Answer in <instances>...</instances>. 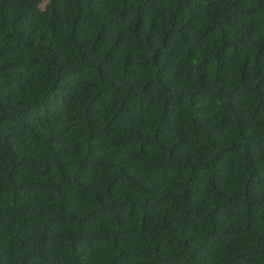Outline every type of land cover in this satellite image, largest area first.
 <instances>
[{
	"label": "trees",
	"instance_id": "1",
	"mask_svg": "<svg viewBox=\"0 0 264 264\" xmlns=\"http://www.w3.org/2000/svg\"><path fill=\"white\" fill-rule=\"evenodd\" d=\"M16 2L17 0H0V35H3V41H0V242L15 233V243L22 249L28 245L32 234L38 231L41 246L46 247L45 242L48 240L54 245L50 249L52 255L45 257L43 264H51L52 261L64 258L59 248L65 237L84 239L86 235L88 239L96 238L111 245L114 255L105 256L103 264H140V256L147 254L139 248L123 251L121 246L125 241L117 243L122 230L129 239L132 232L145 238L155 233L152 238L157 248L167 241L169 249H172L175 242L179 241L182 247L175 248V251L167 250L162 264H240L243 256H251L253 249L247 247L245 241L255 237L248 235L249 229L245 227V223L251 225L253 220L264 218V197H257L255 200L249 198L246 202V215L233 223L229 205H233V212L239 207L240 191L221 194L216 191L215 179L217 175H222L226 180H232L242 174L243 178L236 182V187L245 197L249 185L264 189V131L260 130L264 126V44L255 49L250 60L246 61L240 70L242 85L245 71L248 70L251 74L254 83L249 85V88L254 89V95L233 89V92H237L235 103L239 105L234 107L232 93L228 94L227 103L231 111L226 119L235 123V131L239 133L238 142L221 143L218 149L214 144L208 143L214 154L213 164L222 153L232 151L235 152L233 162L222 163L218 168L213 167V170L205 175L207 162L201 164L199 159H192V131L189 130V144L185 148L188 157L181 165L187 171L182 172L180 177L175 173L164 174L165 162L171 161L175 148L185 141V136L181 134L177 142L168 148L167 153H160L161 172L153 181L155 186L147 188L141 181L148 180L150 172L155 176L153 169L156 165H153L152 169L145 167L143 176L129 174L130 168L139 167L137 161L145 153L143 143L128 153L130 160L120 158L116 164L112 156L113 144L101 143L94 148L88 142L90 135L80 137L77 142L74 137L80 135L79 130L70 132L71 126L60 122L57 115L64 109L53 108L49 111V104L55 102L53 92L56 85L60 84L61 78L66 81L64 87L70 92L68 105L80 98L83 80L81 75L75 74L89 67V63L82 50L84 41L78 38L77 33L86 31L84 25L96 22L100 5L107 6L110 19L97 28L95 40L89 42L95 45H99L104 39L106 28L118 29L134 14L135 19L130 27L123 33H118L111 48L104 55L105 61L113 57L114 52L118 51L123 55L121 86L130 70H137L138 53L129 49L134 47L139 50L144 44L150 45L155 36L162 33L160 44L168 59L161 66L156 63L159 50L153 56L156 81H159L164 69L169 75L175 74L172 75V83L189 79L193 87L187 93H179L176 103L183 108L186 120L192 122V110L196 108V105L192 104V98L200 96L201 100H204V96H201L204 92L210 104L214 95L223 92L222 88H217L216 92L212 93L205 80L204 73L207 72L209 61L215 60L217 85L222 75L225 78L229 76L232 66L227 58L221 62L224 50L219 44L214 54L205 51L201 64L191 71L183 62L177 67L175 61L185 55L190 58L197 47L208 45L217 29L220 41H225V30L226 27L232 26V16L225 15L215 8L210 9L206 6V0H87L86 8H81L85 0H72L77 15L71 22V32L61 31L56 9L53 8L48 26L51 33L49 37L47 32L41 33L37 29L27 34L20 30L31 5L21 9L19 14L9 16ZM24 2L29 3V0ZM215 2L226 6L227 0ZM94 4L96 7H93ZM113 4L115 7H111ZM81 17H85L83 25L80 23ZM201 24L205 27L199 36L189 38L188 33ZM177 30L181 33L180 39L183 41L179 48L171 44ZM145 31L147 35L142 38L141 34ZM5 43L7 47L4 46ZM21 44L24 45L23 49ZM92 51H95V48ZM97 71L103 79V64L97 67ZM151 83L152 81H146L144 91L138 92L131 101L132 104L138 105L137 123H143L144 98ZM107 90V82L96 87L91 93L85 90L87 105H82L84 117L89 115L88 105ZM159 91L167 90L161 86ZM185 95L188 97L187 103L181 105ZM168 99L170 97L161 101L165 113L161 117L162 124L168 122ZM14 101H18L17 106L9 112L7 109L12 108ZM128 102L126 98L115 106L116 110L111 113L105 129L113 121L124 119L123 113L128 111ZM10 116L14 119L10 120ZM242 121L253 130L252 136L246 137L241 132ZM82 124L91 133V125L86 119L82 120ZM231 126V123L226 125L224 119H217L210 126V130L223 127L228 131ZM156 135H159L158 131ZM127 138L119 136L118 143L124 144ZM153 141L155 142V136ZM97 150L105 154L104 160L96 157ZM115 150L118 151V148ZM97 168L102 171L98 173ZM198 168L201 170L198 171ZM178 180L183 184L184 201L182 207L172 212L170 209L175 205L171 197L173 190L178 187ZM118 182L119 187L114 189ZM197 185H203L209 194L214 195V207L205 208L189 199L190 192L194 189L200 190ZM5 190L8 191L10 203H3ZM221 211L223 215L217 216ZM149 212L152 215L150 224ZM203 215L207 216L209 227L201 229L200 216ZM108 217H111L116 226L110 238L99 227H91L92 221L99 226ZM171 217L175 219L170 223ZM122 221H127L129 227L125 228ZM218 221H223L219 227ZM86 224L89 225L87 234ZM97 231L99 236L94 237L92 234ZM212 236H215V240L213 246L209 247L207 240ZM76 239L72 240L73 244ZM256 243L259 244L260 241L257 240ZM83 248L85 252L92 253L87 257L91 264H95L97 255H102L101 249H92L90 244L83 245ZM71 252L69 264H77L76 248L73 247ZM27 261L28 257L25 256L24 264H27ZM0 264H17L16 254L11 247L0 246Z\"/></svg>",
	"mask_w": 264,
	"mask_h": 264
},
{
	"label": "clouds",
	"instance_id": "2",
	"mask_svg": "<svg viewBox=\"0 0 264 264\" xmlns=\"http://www.w3.org/2000/svg\"><path fill=\"white\" fill-rule=\"evenodd\" d=\"M27 15L24 17V22L20 26V30L25 34L31 32L33 29H37L41 33L47 32L49 37L51 33L48 31L49 21L51 19V9H56V15L58 22L61 25V31L65 33L71 32V22L74 16L77 15L75 10V5L72 0H29V3H25L24 0H17L16 4L13 6V10L9 13V16L19 14V11L24 8H29ZM206 6L210 9L215 8L221 13L232 16L233 22L231 27H226L225 30V41L221 42L219 37V29L211 37V41L208 45H200L196 48L192 57L181 56L179 60L175 61L177 67L183 65L191 71L195 66L200 65L205 51L210 54H214L216 46L219 44L223 48V54L221 55V62L225 61L227 58L228 62L232 66V70L228 77L221 76L220 83L217 85L215 83V60H210L207 66V72L204 73L205 80L208 83L211 92L215 93L217 88H222L223 92L219 95H214L212 102L208 103V96L206 93L202 92L201 96H204V100H201L200 96L192 98V104L196 105V108L192 110V122L186 120L184 116V110L182 107L177 105V97L181 92L187 93L193 87L190 84L189 79L179 80L177 83H172V75H169L166 69L162 70L159 81H156L155 68L156 64L153 63V56L156 55L157 50H159V55L157 56L156 63L161 66L164 65L166 59H168L165 51L161 47L160 41L162 39V33L155 36V39L149 44H144L139 50L132 47L129 50L138 53L137 55V70L135 72H129L128 76L121 86V68L123 55L118 51L113 53L108 61L104 60L105 53L111 48L112 41L117 37L118 33H123L130 24L134 21L135 16L132 14L127 18V22L121 27L117 28H106L104 39L99 45L89 43L95 40L97 28L110 19V13L107 10L106 5H100V11L96 22L93 24L84 25L86 31L83 33H77L78 38L84 41L83 51L88 57L89 67L82 69L81 73L75 75H81L83 84L80 88V98L73 101L71 105H68L67 101L70 97V92L68 88L64 85L66 81L61 78L60 84L56 85L53 96L55 98L54 103L49 104V111L53 108L64 109L62 112H58L57 115L60 118V122L68 123L70 127V132H77L79 130L80 135L74 137V139L79 142L82 136H91L88 141L94 148L96 145L101 143H108L114 145V150L112 153L114 163L118 164L119 159L123 158L125 161L130 160L128 153L132 152L136 146L141 143L144 144L145 153L137 161L139 167L130 168L129 174L131 175H144V168L147 167L152 169L153 165H156L152 173H149L148 180H142L141 183L147 188L154 187V179L159 176L161 169L159 167L160 153H167L168 148L177 142L178 136L183 134L185 136V141L180 144L179 147L175 148L171 161L165 162V175L175 173L177 177L181 176V173L187 171L186 168H182V162L187 159L188 152L185 150L186 146L189 144V130L192 131L191 135V154L192 159H199L201 164H205L204 172L207 175L213 170V167H220L222 163H231L232 157L235 152L222 153L221 157L215 159V164H213V150L208 147V143H212L218 149L221 143H237V137L239 133L235 131V123L226 119L229 117L231 109L228 106V94L231 92L234 98V107H239L235 103V97L237 92H233V89L241 90L242 92H251L254 95V89H250L249 85L254 83L251 74L248 70L245 71V80L243 85L240 79V70L246 61H249L253 55L255 49L260 45L264 44V0H227L226 6L221 5L215 0H206ZM87 7V0L81 5V8ZM93 7H96L94 4ZM111 7H115L113 4ZM226 7V11H225ZM85 17H81L80 23L84 24ZM205 25H199L194 31L188 33L189 38L198 37L200 32L204 29ZM147 35V32L141 34L142 38ZM181 33L177 30L174 34L171 44L179 48L182 46L183 41L180 39ZM0 41H3V35H0ZM7 47V44H4ZM13 47H15V41H13ZM24 45L21 44V49ZM95 48V51L92 49ZM103 64L105 76L102 79L99 76L97 67ZM251 64H249V69H251ZM146 81H152L148 87V92L145 94L144 98V113H143V123H137L138 118V105H134L131 101L135 98L138 92L144 91V85ZM107 82L108 90L104 92L99 98L95 99L91 105H88V117L83 116L82 105H87V97L84 96L85 90L89 93L93 92L96 87H99L102 83ZM163 86L167 91L160 92L159 88ZM165 97H170L167 100V121L166 123H161V117L165 115L164 105L161 102ZM128 99V104L126 105L128 111L123 113L124 119L119 121H113L110 126L105 129V124L108 121L111 113L115 111V106L125 99ZM251 98V97H249ZM187 95L181 100V105L187 103ZM18 101H14L11 109H7L11 112L17 106ZM254 102V101H253ZM204 106L203 108L201 106ZM10 120L14 117L10 116ZM87 120L91 125V133L87 131V128L82 124V120ZM217 119H224L225 124L231 123V128L228 131L225 129H211L210 126ZM240 130L243 132L244 136L249 137L253 135V130L242 121L240 124ZM264 131V126L260 129ZM159 133L157 136L156 133ZM219 133V135H217ZM128 137L124 144L118 143V137ZM155 136V142L153 137ZM207 137V140H205ZM55 146V145H54ZM118 148V151L115 150ZM197 152L199 155L197 156ZM96 157L100 160L105 159V154L99 150L96 151ZM198 171L201 169L198 168ZM102 169L97 168L99 173ZM110 171V169H109ZM27 176V174H24ZM229 175L232 173L229 171ZM242 174L235 177L232 180H226L222 175H217L215 179L216 191L223 193H236L240 191V196L238 199L241 201L239 207L235 208L233 212V205H229V213L231 214V222L236 223L241 217L246 215V202L247 200H255L257 197H264V189H260L254 185H249L247 197L244 193L237 189L236 182L242 179ZM119 187V182L114 185V189ZM183 184L178 180V187L173 190L171 199L174 201V208L170 211L175 212L177 208L182 207L184 197L182 192ZM199 191L193 190L189 193V199L196 204H199L205 208L214 207L216 200L214 195L209 194L203 185H197ZM4 200L3 203H10L8 199V191L3 192ZM235 203V202H234ZM19 210V209H18ZM148 211V209H145ZM103 215V214H101ZM217 216H222L221 213H217ZM152 215L149 212V224L151 223ZM175 219V217L170 218V223ZM215 219V217H214ZM125 228L129 225L127 221H122ZM223 221H218V227ZM201 229L208 228V218L206 215L200 216ZM91 227H99L107 237H111L115 231L116 226L112 223L111 217L107 220H103L98 226L95 221L91 222ZM245 227L249 229L248 235L254 236L255 239H247L245 244L247 247L253 249V254L251 256H243L240 264H264V218H257L253 220L251 225L245 223ZM89 225H85V232L87 234ZM94 237L99 236V231L92 234ZM153 235L150 234L147 238L143 235L132 232L131 237L126 235L123 230L120 237L117 238V243L125 241L122 244V250L128 251L130 248H139L144 251L147 255L140 256V264H153L155 259V264H162L165 258V252L167 250L175 251V248H181L182 244L179 241L175 242L172 249H169L167 241L160 244V247H156V243L153 240ZM218 235V233H217ZM15 233L12 234L10 238L3 239L0 242L2 247H11L13 252L17 257V264H24V257H28L27 264H43L45 257H50L52 252L50 249L54 247L51 241H46V247L39 244V233L34 232L32 234V239L29 241L28 245L21 249V247L15 243ZM76 237L67 238L60 243L59 251L63 254L64 258L59 261H52L51 264H69L72 258L71 249L76 248V261L77 264H91L87 260V257L92 255L91 252H85L83 245L90 244L92 249H101L102 255L96 256L95 264H103L105 256L114 255L112 247L110 244L105 243L102 240L92 238L88 239L87 235L84 239H76V243L73 244L72 240ZM215 236L209 237L207 244L209 247L213 246V241ZM259 240L260 243L257 244L256 241ZM198 243H204V241H198ZM186 264V262H185Z\"/></svg>",
	"mask_w": 264,
	"mask_h": 264
}]
</instances>
